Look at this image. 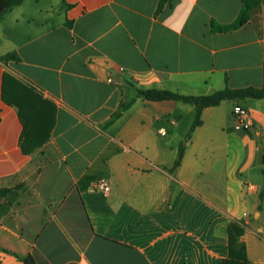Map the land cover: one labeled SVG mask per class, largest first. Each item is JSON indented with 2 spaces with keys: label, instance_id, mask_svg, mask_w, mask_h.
Masks as SVG:
<instances>
[{
  "label": "crops",
  "instance_id": "obj_1",
  "mask_svg": "<svg viewBox=\"0 0 264 264\" xmlns=\"http://www.w3.org/2000/svg\"><path fill=\"white\" fill-rule=\"evenodd\" d=\"M9 2L0 0V189L11 190L0 197V264H221L231 221L244 228L249 264H264V98L203 108L170 171L196 106L137 96L263 86L264 4L219 31L211 21L233 22L242 0H168L159 13V0ZM5 70L56 105L49 139L31 153L1 96ZM235 104L250 110L249 129L234 128ZM98 177L108 193L94 188Z\"/></svg>",
  "mask_w": 264,
  "mask_h": 264
},
{
  "label": "trees",
  "instance_id": "obj_2",
  "mask_svg": "<svg viewBox=\"0 0 264 264\" xmlns=\"http://www.w3.org/2000/svg\"><path fill=\"white\" fill-rule=\"evenodd\" d=\"M22 0H10L9 5L19 3ZM168 0H159L157 13H159ZM264 4V0H242L241 10L236 19L228 24H219L211 21L213 30L229 31L243 25L250 17V12L254 7ZM13 57V54L3 56L4 60ZM2 99L9 105L16 106L18 115L22 122L23 129L20 144L25 153H31L36 148L43 145L50 137L55 125L56 105L32 84L25 82L5 70L2 79ZM137 96H143L148 100L174 99L183 102H191L196 106L195 118L190 126L185 138L180 142L178 153L170 171H174L181 163L186 142L191 136L195 127L201 124V112L208 106L219 105L223 100H240L244 98H264V85L261 87L248 85L244 87H230L228 85L209 94L187 95L169 89L159 88H138ZM134 101L132 98L128 102H123L122 110L127 109ZM121 111L116 113L119 116ZM10 189L1 188L0 197H9ZM1 205L6 206L4 202ZM244 233L243 226L231 221L228 225V255L221 264H249L246 245L241 239ZM24 264H34L32 256L25 258Z\"/></svg>",
  "mask_w": 264,
  "mask_h": 264
},
{
  "label": "built area",
  "instance_id": "obj_3",
  "mask_svg": "<svg viewBox=\"0 0 264 264\" xmlns=\"http://www.w3.org/2000/svg\"><path fill=\"white\" fill-rule=\"evenodd\" d=\"M232 117L236 130H246L253 125L250 110L242 104H235L233 106ZM94 188L103 193H108L111 187L107 178L98 177L95 181Z\"/></svg>",
  "mask_w": 264,
  "mask_h": 264
},
{
  "label": "rangeland",
  "instance_id": "obj_4",
  "mask_svg": "<svg viewBox=\"0 0 264 264\" xmlns=\"http://www.w3.org/2000/svg\"><path fill=\"white\" fill-rule=\"evenodd\" d=\"M187 104H188V103H187ZM188 105H191V104H188ZM193 119H194V111H192V112H188V113L184 116V118H183V120H184V125L187 124V129H188V130L190 129V126H191V124H192Z\"/></svg>",
  "mask_w": 264,
  "mask_h": 264
}]
</instances>
